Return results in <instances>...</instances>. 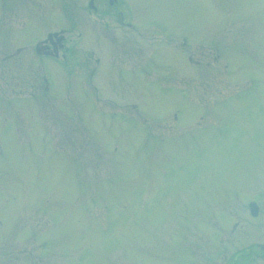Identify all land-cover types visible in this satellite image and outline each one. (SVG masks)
<instances>
[{
    "label": "rangeland",
    "instance_id": "obj_1",
    "mask_svg": "<svg viewBox=\"0 0 264 264\" xmlns=\"http://www.w3.org/2000/svg\"><path fill=\"white\" fill-rule=\"evenodd\" d=\"M15 9L0 6V264H221L224 237L262 253L246 203L264 205V0H126L131 58L102 18L109 72L47 65L49 86Z\"/></svg>",
    "mask_w": 264,
    "mask_h": 264
},
{
    "label": "flooded vegetation",
    "instance_id": "obj_2",
    "mask_svg": "<svg viewBox=\"0 0 264 264\" xmlns=\"http://www.w3.org/2000/svg\"><path fill=\"white\" fill-rule=\"evenodd\" d=\"M87 1V13L94 14V33L93 35H87L84 25V8L83 4L85 0H0V6L8 8L10 5L16 6L15 10H19V14H26L25 21L22 22L20 30V36L29 35L38 36L33 42V49L38 57H41L43 64L41 70L44 72L42 76L44 86H49L48 78L45 75V67L47 65L52 67V64L60 65L62 69H67L69 73L72 71H78L79 76L87 77L90 81L98 78L102 75V71L105 69L106 57L100 48V40L102 29L100 30L102 18L110 17L112 23V17L115 21V28L117 26L124 28V33L128 34L123 42L118 41L113 36V41L116 44L122 43L124 47L123 52L119 50L120 61H122V54L130 57L131 45L130 41L132 30L135 29L134 22L129 19L122 9L126 7V0H86ZM70 4V5H69ZM26 8H22V7ZM55 14L62 21L60 28L49 27L51 19ZM29 15V17H28ZM31 21V22H30ZM31 23L33 25H28ZM110 23H102V27H110ZM47 30L44 32V29ZM113 28V29H115ZM108 29V28H106ZM75 36H70L74 32ZM44 32V33H43ZM163 33V43L170 44V49L176 54H180L179 33H171L170 31H161ZM104 38L108 39V57L109 66L108 72L112 67V34L109 32H103ZM21 38V37H19ZM33 39V37H32ZM153 39V38H152ZM151 40V39H149ZM92 42V45H91ZM131 43V42H130ZM167 49V48H166ZM19 50V49H18ZM176 56V55H174ZM9 57H4V60ZM167 62L169 63V55L167 53ZM191 60V56H189ZM178 60V56H177ZM1 64H3L1 62ZM174 64V62H173ZM3 65L0 68L3 69ZM59 67V68H60ZM142 67H145L143 64ZM107 74V73H106ZM109 75V74H107ZM174 75V74H173ZM109 77H107L108 79ZM168 79H161L160 82ZM169 83V82H168ZM175 84V83H172ZM97 87V86H96ZM94 87V88H96ZM96 97V95H95ZM253 203V207L251 206ZM246 211L248 216L257 221L258 223H264V205L262 199L257 200L251 198L247 200ZM231 215V233H235L239 226V220L232 218ZM223 244L222 248V261L221 264H263L264 263V242H255L262 253H258L254 249L248 252L242 251L238 247H229L230 243H235L234 238L229 237L221 238ZM237 243V242H236Z\"/></svg>",
    "mask_w": 264,
    "mask_h": 264
},
{
    "label": "water",
    "instance_id": "obj_3",
    "mask_svg": "<svg viewBox=\"0 0 264 264\" xmlns=\"http://www.w3.org/2000/svg\"><path fill=\"white\" fill-rule=\"evenodd\" d=\"M253 205V204H252ZM253 207V206H252Z\"/></svg>",
    "mask_w": 264,
    "mask_h": 264
}]
</instances>
